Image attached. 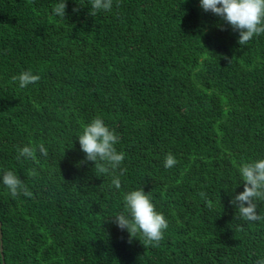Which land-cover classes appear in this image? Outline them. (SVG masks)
I'll return each mask as SVG.
<instances>
[{
  "label": "trees",
  "instance_id": "16d2710c",
  "mask_svg": "<svg viewBox=\"0 0 264 264\" xmlns=\"http://www.w3.org/2000/svg\"><path fill=\"white\" fill-rule=\"evenodd\" d=\"M58 2L0 0V264L264 258V221L236 219L229 204L243 192L239 167L264 159V34L239 45L199 0H113L96 15L90 0H66L64 19ZM28 70L40 80L21 89L12 77ZM96 117L125 153L119 189V171L97 173L77 141ZM39 144L47 157L17 159ZM169 153L177 164L165 168ZM5 171L32 196L12 197ZM140 188L168 222L158 246L111 220Z\"/></svg>",
  "mask_w": 264,
  "mask_h": 264
},
{
  "label": "clouds",
  "instance_id": "9594fccd",
  "mask_svg": "<svg viewBox=\"0 0 264 264\" xmlns=\"http://www.w3.org/2000/svg\"><path fill=\"white\" fill-rule=\"evenodd\" d=\"M91 15L97 12L110 11L113 0H90ZM199 6L204 12H210L219 17L233 31L238 32L237 43L244 45L254 36L264 34V0H199ZM66 0H59L53 8V14L64 19L66 13ZM77 9H73L76 11ZM223 30V29H222ZM40 80L31 70L23 71L18 76H13L12 81L18 82L21 89ZM119 136L114 130H110L100 117L94 118L85 125L82 134L78 137L80 150L85 154V161L93 162L94 168L99 174H115L111 181L116 189L121 187L119 176L127 172L121 167L125 159V153L118 152L115 145L119 143ZM47 157L48 150L43 144L28 145L18 150L17 159L36 160V152ZM83 163V162H81ZM177 164L175 157L169 153L165 156L164 167L172 168ZM243 181V192L230 199L229 204L237 209L236 219L248 222L264 221V215L257 212L255 201H264V159L243 163L239 167ZM35 170L29 171V176L36 177ZM2 183L8 189L12 197H18L21 193L25 197H31L32 193L23 181L13 171H5ZM203 195V193H201ZM123 212L111 218L118 229L126 231L130 239L139 235L143 239L144 246H158L163 239V232L168 228V222L162 213L155 211L149 193L145 194L142 188L130 191L123 197ZM255 264H264V258L258 259Z\"/></svg>",
  "mask_w": 264,
  "mask_h": 264
},
{
  "label": "water",
  "instance_id": "95a60500",
  "mask_svg": "<svg viewBox=\"0 0 264 264\" xmlns=\"http://www.w3.org/2000/svg\"><path fill=\"white\" fill-rule=\"evenodd\" d=\"M0 227H1V223H0ZM2 234H1V230H0V240H1ZM1 251H2V247H0Z\"/></svg>",
  "mask_w": 264,
  "mask_h": 264
}]
</instances>
